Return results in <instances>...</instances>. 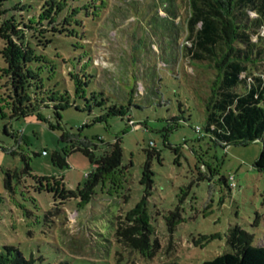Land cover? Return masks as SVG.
Instances as JSON below:
<instances>
[{
  "label": "rangeland",
  "instance_id": "374dc122",
  "mask_svg": "<svg viewBox=\"0 0 264 264\" xmlns=\"http://www.w3.org/2000/svg\"><path fill=\"white\" fill-rule=\"evenodd\" d=\"M111 5L99 25L89 22L83 47L76 38L62 37L46 51L58 66L44 67L43 87L33 90L49 103L39 112L46 121L36 114L11 118L8 110L0 119V250L17 247L35 264H116V251L123 254L119 264H202L230 252L227 238L236 226L254 235L255 246H264V172L255 168L263 145L224 148L195 131L206 120L191 96L198 71L180 53L187 10L172 17L165 12L169 3L157 11L150 0ZM11 7L12 2L0 6V105L14 95L5 72L8 20L24 14L20 6ZM84 67L79 95L68 73ZM251 69L264 73V64ZM55 91L68 93L72 103L59 116V102L48 100ZM115 105L129 109L127 115L96 122ZM64 134L74 141H63ZM116 140L124 173L114 185L81 194L94 164L72 146L98 144L100 156ZM64 150L68 167L60 169L52 157ZM137 208L134 216L148 217L151 241L158 242L152 256L116 243L115 230L128 226Z\"/></svg>",
  "mask_w": 264,
  "mask_h": 264
},
{
  "label": "trees",
  "instance_id": "16d2710c",
  "mask_svg": "<svg viewBox=\"0 0 264 264\" xmlns=\"http://www.w3.org/2000/svg\"><path fill=\"white\" fill-rule=\"evenodd\" d=\"M154 1L150 0L154 11L169 3L170 7L165 12L172 17H177L176 14L183 7L187 10L183 22L185 40L180 53L198 71L196 80L200 82L195 91L196 97L191 96L204 110L206 120L204 127L198 126L195 131L224 148L231 144L246 145L260 141L263 147L255 168L264 172V73L254 74L251 69L264 64V0ZM9 2H12L11 8L14 10L20 6L24 14H12L8 20L10 27H7L5 39V72L14 95L1 101L4 104L0 105V119L7 117L8 110L11 118L36 114L37 119L44 122L46 119L39 112L42 107H49V103L46 99L39 101L33 90L43 87L41 71L44 67L55 71L58 66L46 51L62 37L76 38V45L83 47V41L89 36V22L99 25L97 23L112 7L111 0H0V6ZM4 13H8V10H4ZM152 23L153 34L158 37L157 24ZM160 28L165 31L166 25ZM54 56L61 57L59 53ZM62 62L66 63L67 60L62 58ZM68 74L76 83L77 94L83 93L86 68L78 72L73 69ZM48 100L59 102L55 104L57 116L59 110L72 104L70 95L59 91L53 92ZM128 110L115 105L107 116L98 118L96 122L111 115L124 117ZM131 121L129 117L128 126L134 130L136 123L133 121L131 124ZM51 127L54 129V126ZM12 135L19 137L14 133ZM62 140L74 141L68 134H64ZM72 148L82 151L94 164V170L87 175L81 194L93 193L100 185L104 188L109 184L114 185L116 176L124 173L120 140L108 145L100 156L96 154L100 149L98 144L78 142ZM67 155L66 150L63 153L55 152L52 163L60 169L68 167ZM139 211L135 210L126 219L128 226L117 227L114 233L116 243L126 251L139 252L144 257L152 256L157 252L158 242L151 241L148 217L134 216ZM254 240L253 234L239 226L233 227L227 238L230 252L202 264H264V246H255ZM122 257L123 254L116 251L111 259L119 264ZM0 264H35V258L25 257L17 247L4 246L0 250ZM54 264L71 262L62 260Z\"/></svg>",
  "mask_w": 264,
  "mask_h": 264
},
{
  "label": "built area",
  "instance_id": "2783aa9c",
  "mask_svg": "<svg viewBox=\"0 0 264 264\" xmlns=\"http://www.w3.org/2000/svg\"><path fill=\"white\" fill-rule=\"evenodd\" d=\"M131 124H133V121H131ZM197 131L199 132V131H200V129H197ZM233 185H235V183H233Z\"/></svg>",
  "mask_w": 264,
  "mask_h": 264
}]
</instances>
